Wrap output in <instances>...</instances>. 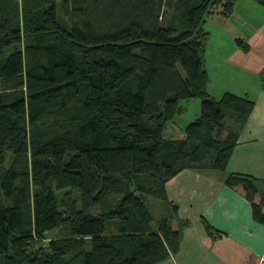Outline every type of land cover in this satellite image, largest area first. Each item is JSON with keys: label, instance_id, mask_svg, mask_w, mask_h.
<instances>
[{"label": "trees", "instance_id": "16d2710c", "mask_svg": "<svg viewBox=\"0 0 264 264\" xmlns=\"http://www.w3.org/2000/svg\"><path fill=\"white\" fill-rule=\"evenodd\" d=\"M237 5L0 0V264L163 262L187 224L166 185L185 169L226 173L264 225L261 180L228 172L256 101L214 97L205 63V23ZM194 98L200 116L167 136ZM147 197L170 210L156 226Z\"/></svg>", "mask_w": 264, "mask_h": 264}, {"label": "crops", "instance_id": "0c3cea01", "mask_svg": "<svg viewBox=\"0 0 264 264\" xmlns=\"http://www.w3.org/2000/svg\"><path fill=\"white\" fill-rule=\"evenodd\" d=\"M243 1H247L244 7L249 9L240 23L244 30L242 33L229 32L230 43L226 40L225 45L230 44L232 49L230 47L229 54L221 59L217 76L220 80L231 68L239 69L237 77L243 85L240 92L245 94L242 96L256 101L231 157L228 172L252 175L261 180L264 188V7H257L259 14V11H252L248 0ZM240 12L238 3L232 17ZM239 39L248 42L249 51L242 49ZM208 72L211 84L216 76L209 69ZM210 92L216 97L212 90ZM176 124H168L167 136L174 133ZM225 180L226 173L219 171L185 169L167 182L168 196L177 208L179 223L187 224H182L178 253L158 264H264V225L254 219L251 202ZM207 222L222 235L214 239L207 231Z\"/></svg>", "mask_w": 264, "mask_h": 264}, {"label": "rangeland", "instance_id": "374dc122", "mask_svg": "<svg viewBox=\"0 0 264 264\" xmlns=\"http://www.w3.org/2000/svg\"><path fill=\"white\" fill-rule=\"evenodd\" d=\"M251 1L252 0H248V2H250L251 4L252 11H259L258 8L262 6L254 1H252L251 3ZM245 2L247 1L238 0L241 12L238 13V15L232 17L231 20L226 21L227 19H224L222 16L214 15L212 17H209L208 21L205 23L206 29L211 33V37L207 42L205 63L207 65L206 67L210 70L212 75L216 76V79H214V81L210 84V90H212L217 98H220L227 91L245 95L240 92V90L243 89V85L238 81L237 71H240L239 69H237L236 71V68H231V70H229L224 78L222 77L220 80H218L217 76L218 65L221 62V59L224 58L227 53L229 54L230 51L231 45H225L226 40H228L230 43L231 36L229 35V32H232V34L233 32L242 33V31L244 30V26H240V23L246 18V16L248 15L247 10H249L244 7ZM259 14H261V12ZM243 38L247 41L249 40L246 36H243ZM261 79L262 77L260 76L259 84L261 83ZM255 86L258 87V83H256ZM184 104H186L187 110L182 115H179L175 121L182 127H185L190 122L194 121L201 114V100L199 98L191 99L188 102H184ZM166 133H169L168 130ZM145 199L154 216L155 226L160 218L170 215V210L164 203L152 197H147ZM49 235L51 237L55 236L57 235V231L54 230Z\"/></svg>", "mask_w": 264, "mask_h": 264}]
</instances>
